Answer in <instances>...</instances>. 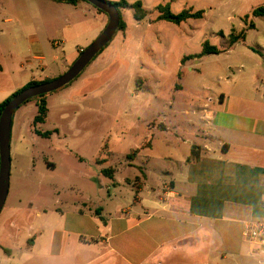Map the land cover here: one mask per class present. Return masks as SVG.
Segmentation results:
<instances>
[{"label": "rangeland", "instance_id": "1", "mask_svg": "<svg viewBox=\"0 0 264 264\" xmlns=\"http://www.w3.org/2000/svg\"><path fill=\"white\" fill-rule=\"evenodd\" d=\"M79 1L76 6L58 0L7 1V14L15 11L22 17L13 18L4 28L1 45L6 54L13 51V41L27 44L35 40L41 45L37 54L50 64L48 78L39 81L64 74L106 26L101 21L107 19L105 13ZM125 1L129 7L122 10V18L127 29L118 31L109 47L69 87L47 96L45 122L34 123L36 99L15 112L13 150L18 140L25 146L13 154L3 215L12 207L27 208L31 202L34 207L48 206L56 192L72 202L85 197L95 200L99 194L105 198L96 168H118L119 180H134L142 168L134 172L123 167L137 157L130 160L127 156L143 141L145 147L151 142L147 130L157 127L163 116L178 133L165 134L175 144L168 149L161 147L158 134L154 156H183L189 145L182 141L199 142L195 134L204 129L199 127V117L207 98L214 99L215 93L246 80V74L237 69L250 64L238 53L183 58L200 53L205 43L228 47L231 34L241 31L247 15L248 22L255 18L252 12L264 0ZM136 2L142 3L146 13L140 21L134 17ZM161 5H169L173 14L185 9L205 14L175 25L157 19ZM254 22L258 31L250 33L248 43L264 38V19ZM53 56L58 58L54 63ZM94 175L95 179H87ZM140 180L137 177L134 182ZM103 181L112 183L107 176Z\"/></svg>", "mask_w": 264, "mask_h": 264}, {"label": "crops", "instance_id": "2", "mask_svg": "<svg viewBox=\"0 0 264 264\" xmlns=\"http://www.w3.org/2000/svg\"><path fill=\"white\" fill-rule=\"evenodd\" d=\"M7 1L29 0H0L2 102L30 82L48 78L50 70L45 56L37 54L41 45L35 40L13 41V51L6 54L4 28L22 17L15 11L7 14ZM254 19L248 22L254 28L247 29L246 23L241 28L247 30L246 39L224 52L248 59L250 66L237 69L246 80L215 93L200 107L199 127L205 130L195 134L198 144L187 138L183 156H154L155 140L161 136V147L168 149L175 144L165 134L178 133L163 116L147 130L151 142L145 147L143 141L135 148V160L123 165L134 172L142 168L139 184L137 177L119 180L114 168L107 185L102 172L107 168L99 165L96 175L102 177L98 182L105 198L99 194L95 200L72 202L56 192L48 206L31 202L4 215L3 207L0 264H264V252L244 236L247 224H264V38L248 43L250 33L258 31ZM108 20L101 18L106 25ZM14 135L13 119L12 164L13 154L25 146L18 140L13 150ZM193 147L198 159L189 161Z\"/></svg>", "mask_w": 264, "mask_h": 264}, {"label": "water", "instance_id": "3", "mask_svg": "<svg viewBox=\"0 0 264 264\" xmlns=\"http://www.w3.org/2000/svg\"><path fill=\"white\" fill-rule=\"evenodd\" d=\"M103 11L109 18L101 34L81 51L70 68L58 78L39 83L17 92L6 104L0 115V214L9 194L11 172V131L13 116L26 101L40 95L63 89L74 81L114 38L120 25V13L116 6L106 0H85Z\"/></svg>", "mask_w": 264, "mask_h": 264}, {"label": "trees", "instance_id": "4", "mask_svg": "<svg viewBox=\"0 0 264 264\" xmlns=\"http://www.w3.org/2000/svg\"><path fill=\"white\" fill-rule=\"evenodd\" d=\"M58 1H65V2H68V3L74 4L78 0H58ZM112 3L116 6V8L118 9V11L120 13V17H119L120 18V25H119L118 31H125L127 29V25H126L124 19L122 18L123 17L122 16V10L127 8V7H129V3L126 2L125 0H122V1H119V2H112ZM133 9H134V17H135L136 20L140 21V20H143V18H145L146 13H145V11L143 9V6H142L141 2L134 3L133 4ZM99 11L104 13L101 10H99ZM157 11L159 12V17L157 19L162 20V21H166L167 20V22L173 23L175 25H181L182 23H184V22H186V21H188L190 19H201V18H203L204 14H205L203 11H194L193 9H185L179 14H173L171 12V10H170V6L169 5L158 6L157 7ZM251 16L252 17L264 16V2L253 10ZM249 18H250V15H247L246 18H245L246 20H244V22L247 24V29H252V28H254V24L252 22L248 23ZM246 31L247 30L244 29L242 31H239L238 34H231V36H230L231 41H230V44L228 45V47H231L233 44H235V43H237L239 41L240 42L244 41L246 39ZM116 34H115V36H116ZM115 36H114V38H115ZM114 38L112 39V41L114 40ZM111 42L102 51H100L98 53V55L93 59V61L91 63H93L105 51V49L107 47H109ZM228 47H226V48H217L214 45H210L209 43H205L203 45V49H202V51L200 53L184 57L183 61H186L188 59H201L204 56L212 55V54L219 55V54L224 53L225 51H227ZM82 73L75 80H77L82 75ZM47 81H50V80H47ZM47 81H43V82H47ZM74 81H72L71 83L66 85L63 89H66L67 87H69ZM43 82L42 81L41 82L40 81H32L29 84H27L26 86H24L23 88H21L19 90L17 89V91L14 94H12L8 99H6L2 103H0V115H1L4 107L6 106V104L9 102V100L15 94H17V92H20L22 89H24L26 87H29V86H32V85H36V84H39V83H43ZM48 95L49 94L40 95L38 97L30 99V100H33V99L37 100V111H38V114H37V116L34 119V123H44L45 122V119H46L47 113H48V107H47V96ZM30 100L26 101L24 104H26ZM22 106H20L19 109ZM13 119H14V116H13ZM12 125H13V121H12ZM138 153H139V150H133L131 152V154H129L127 156V158L130 159V160H133L138 155ZM197 159H198V155H197V152H196V147H193L192 151H191V156L189 158V161L197 160ZM102 172H103V174L105 176H107V177L112 179L114 177L115 169L114 168H107V169H104Z\"/></svg>", "mask_w": 264, "mask_h": 264}, {"label": "built area", "instance_id": "5", "mask_svg": "<svg viewBox=\"0 0 264 264\" xmlns=\"http://www.w3.org/2000/svg\"><path fill=\"white\" fill-rule=\"evenodd\" d=\"M244 236L249 242L257 244L264 252V224L260 222L247 224L245 226Z\"/></svg>", "mask_w": 264, "mask_h": 264}]
</instances>
